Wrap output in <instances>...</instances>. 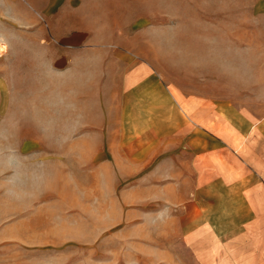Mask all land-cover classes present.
<instances>
[{
  "label": "rangeland",
  "instance_id": "obj_1",
  "mask_svg": "<svg viewBox=\"0 0 264 264\" xmlns=\"http://www.w3.org/2000/svg\"><path fill=\"white\" fill-rule=\"evenodd\" d=\"M96 3L97 15L107 16L109 50L123 51L145 66L156 82L147 79L146 90L133 91L141 96L130 102L119 86L117 52L99 64V113L92 116L100 125L114 127L70 126L72 120L91 115L58 110L85 107L80 82L76 90L60 96V81H52L58 87L51 95L48 80L24 79L13 70L12 59L27 52L25 38L8 36L11 23L0 12V45L6 47L0 50V182L14 178V187L26 192L13 199L0 191V264H254L251 244L261 247L264 242L231 238L244 226L188 224L185 206L162 216L160 204L138 201L134 190L155 160L152 144L115 143L120 152L112 154L104 141L109 134L138 135L141 120L154 112L138 111L135 105L145 104V94L155 86L161 88L163 104H174L173 93L182 104L196 105L201 115L203 103L212 120L217 116L232 121L236 112L254 122L262 118L264 0ZM105 74L113 75L114 81L101 78ZM129 102L128 111H108ZM27 103L40 110L26 111ZM50 107L55 111L48 112ZM170 114L166 116L171 121ZM50 118L66 120L67 127H49L44 119ZM60 133L81 140L66 144L60 155L55 142ZM95 137L100 153L91 163ZM26 144L31 149L18 153ZM195 227L200 228L193 232Z\"/></svg>",
  "mask_w": 264,
  "mask_h": 264
},
{
  "label": "crops",
  "instance_id": "obj_2",
  "mask_svg": "<svg viewBox=\"0 0 264 264\" xmlns=\"http://www.w3.org/2000/svg\"><path fill=\"white\" fill-rule=\"evenodd\" d=\"M98 9L96 0H0V12H5L3 17L6 16V20L11 23L8 36L25 38L23 43L27 52L17 53L12 59L13 70L25 75L24 79L32 77L43 82L48 80L51 95H55L54 88L58 87V83L54 85L50 83L52 81H60L59 91L56 90L60 96L69 90H76L78 83H81L85 90V107L79 109L74 105L58 108L62 112L91 113L87 119L81 117L72 120L70 126L75 128L115 126L110 123L100 125L98 118L92 116V113H99V64L106 62L109 54L117 52L114 60L122 71L116 75L120 80L119 86L126 91L123 94L125 100L131 102L132 97L141 96L133 91L144 92L147 79L156 84L151 74L146 73L145 66L132 62L123 51L109 50L111 41L105 34L107 16H98ZM98 31H102V34H96ZM114 60H111L113 67ZM112 76L105 74L101 78L111 80ZM145 95L147 102L135 106L138 111L154 112V115L141 120L137 126L138 135L133 131L129 137L109 134L104 141L107 153L112 154L120 152V148L114 146L115 143L152 144L155 160L149 169H145L143 175L146 178L140 179L138 188L134 190L138 201L141 204L149 201L160 204L164 209L162 216L185 206L188 224L224 222L242 225V230H236V235L231 238L242 236L263 243L264 116L254 122L246 119L241 112H236L232 121L217 116L212 120L203 103L200 104L204 113L201 115L196 105L182 104L181 99L174 97L173 93L171 98L174 104H163L160 87L155 86ZM130 102L122 107H111L108 111H128L131 109ZM118 103L121 104V101ZM25 107L26 111L40 110L30 103ZM45 110L42 108V111ZM47 110L55 111V108ZM179 111L187 119L182 118ZM166 113H171V121ZM44 121L49 122V127H67L66 120L62 118ZM121 126L125 127V124L122 122ZM55 139L59 143L60 155L66 144L81 140L79 137L66 139L61 133ZM91 142L95 143L90 157L92 163L99 157V137L91 138ZM28 148L31 149L28 144L19 146L18 153L24 155ZM146 154L147 151L144 152ZM179 157L183 161H179ZM246 226L252 227L247 230ZM199 228L195 227L193 232ZM258 245L251 244L256 257L254 264H264V245ZM258 248H261L260 253Z\"/></svg>",
  "mask_w": 264,
  "mask_h": 264
},
{
  "label": "clouds",
  "instance_id": "obj_3",
  "mask_svg": "<svg viewBox=\"0 0 264 264\" xmlns=\"http://www.w3.org/2000/svg\"><path fill=\"white\" fill-rule=\"evenodd\" d=\"M14 184V178L0 182V191H2L6 196L13 199L19 198L22 194L26 193L24 191L18 190L16 187H14Z\"/></svg>",
  "mask_w": 264,
  "mask_h": 264
},
{
  "label": "bare ground",
  "instance_id": "obj_4",
  "mask_svg": "<svg viewBox=\"0 0 264 264\" xmlns=\"http://www.w3.org/2000/svg\"><path fill=\"white\" fill-rule=\"evenodd\" d=\"M5 48H6V47L3 46L2 44L0 45V50H1V51H3V49H5ZM1 51H0V52H1Z\"/></svg>",
  "mask_w": 264,
  "mask_h": 264
}]
</instances>
